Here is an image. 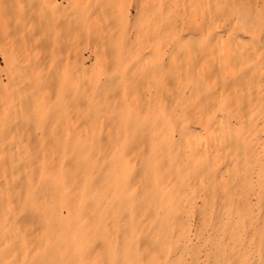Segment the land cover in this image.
<instances>
[{
    "label": "clouds",
    "instance_id": "1",
    "mask_svg": "<svg viewBox=\"0 0 264 264\" xmlns=\"http://www.w3.org/2000/svg\"><path fill=\"white\" fill-rule=\"evenodd\" d=\"M0 57V264H264V0H0Z\"/></svg>",
    "mask_w": 264,
    "mask_h": 264
},
{
    "label": "rangeland",
    "instance_id": "2",
    "mask_svg": "<svg viewBox=\"0 0 264 264\" xmlns=\"http://www.w3.org/2000/svg\"><path fill=\"white\" fill-rule=\"evenodd\" d=\"M64 3H67V0H64ZM33 7H37L38 5H34ZM99 13V8L93 9V15H97ZM26 17H29V13L26 12L25 13ZM40 48L46 49L49 47V44L47 42H42L41 45H39ZM87 47V46H86ZM73 58V57H70ZM97 57L94 55H91L89 51L85 50L82 54V56H80V60L83 62V64L85 66H91L92 64L95 63ZM4 67V59L2 57H0V68ZM5 83H7V79H5ZM48 86L50 88L54 87L56 84V79L54 76H50L48 79ZM55 118V114H53V117Z\"/></svg>",
    "mask_w": 264,
    "mask_h": 264
},
{
    "label": "bare ground",
    "instance_id": "3",
    "mask_svg": "<svg viewBox=\"0 0 264 264\" xmlns=\"http://www.w3.org/2000/svg\"><path fill=\"white\" fill-rule=\"evenodd\" d=\"M79 59H80V57H79ZM52 119H55V118H52Z\"/></svg>",
    "mask_w": 264,
    "mask_h": 264
}]
</instances>
